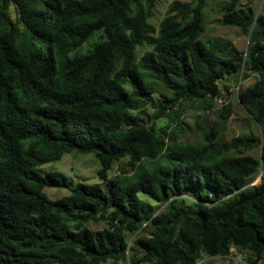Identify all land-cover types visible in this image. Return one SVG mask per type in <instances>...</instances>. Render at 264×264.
Here are the masks:
<instances>
[{"label": "trees", "instance_id": "16d2710c", "mask_svg": "<svg viewBox=\"0 0 264 264\" xmlns=\"http://www.w3.org/2000/svg\"><path fill=\"white\" fill-rule=\"evenodd\" d=\"M208 1L173 0L154 26L157 0H0V264H198L231 249L264 264V176L250 186L264 175V4L219 0L239 50L202 39ZM230 85L257 133L197 126L184 141V105L212 110ZM71 152L96 158L100 184L41 170Z\"/></svg>", "mask_w": 264, "mask_h": 264}, {"label": "rangeland", "instance_id": "374dc122", "mask_svg": "<svg viewBox=\"0 0 264 264\" xmlns=\"http://www.w3.org/2000/svg\"><path fill=\"white\" fill-rule=\"evenodd\" d=\"M173 0H157L154 8V15L150 19V23L157 26L160 20L166 15L168 6ZM182 2H189L191 0H180ZM264 4V0H254L252 7L256 13H258ZM202 39H220L225 41H231L233 45L239 50H245L248 45V38L235 27H225L220 24L221 14H220V3L219 0H209L202 14ZM95 41V39H93ZM92 43V41L90 42ZM86 45L83 47L85 48ZM147 49L145 45L139 46L135 51L136 60L142 55V53ZM253 82V78H250L242 83H238L237 86L242 84V87L249 86ZM129 89L128 86H126ZM221 101L216 100L213 105L212 110H202L196 109V106H190L185 104L184 112L179 114L178 120H181L183 126L190 127L187 129V133L184 136V141L195 142L199 140L200 130L197 126L204 129L213 127L221 133L222 138L219 140L230 141L233 138L244 136L248 130L253 129L257 133L254 125L247 120V113L238 105L237 96L238 88L234 86H229L228 91L222 90ZM155 99L157 97H154ZM231 106V117L224 123L221 122L219 114L225 105ZM155 113L153 109H146L144 115L152 116ZM166 119L161 118L157 121V126H162ZM250 155L258 157V151H253ZM126 161L122 160L120 163H116L110 172V176H114L120 172V170L125 169ZM100 169L99 162L93 155L78 154L76 152H71L64 154L61 159L57 162L49 163L41 167L43 172H60L64 174L69 182L74 185L76 183L85 184H100L101 181L97 177V172ZM263 173H258V175L251 181L250 186H255L260 183L263 178ZM46 195L50 200L61 198L68 194L66 189H45ZM142 198V195H141ZM104 222H98L91 225L92 228H102ZM135 236H133L134 238ZM132 239V237H131ZM105 264H112L107 262ZM122 264V263H120ZM129 264V262H128ZM198 264H244V258L241 259L234 256L233 259L227 260L226 258H213L205 259ZM259 264H263L262 261Z\"/></svg>", "mask_w": 264, "mask_h": 264}, {"label": "built area", "instance_id": "2783aa9c", "mask_svg": "<svg viewBox=\"0 0 264 264\" xmlns=\"http://www.w3.org/2000/svg\"><path fill=\"white\" fill-rule=\"evenodd\" d=\"M221 99H222V97H218V98L215 99V101H216V100L221 101ZM234 256H236V257H238V258H240V259L243 257V255H241V254H237L233 249H231V250H230V254L226 257V259H227V260H231V259L234 258Z\"/></svg>", "mask_w": 264, "mask_h": 264}]
</instances>
